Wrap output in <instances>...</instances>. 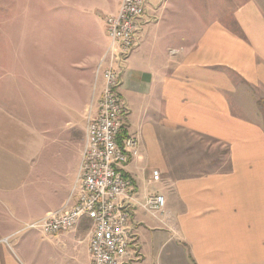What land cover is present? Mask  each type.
Here are the masks:
<instances>
[{"label": "crops", "instance_id": "1", "mask_svg": "<svg viewBox=\"0 0 264 264\" xmlns=\"http://www.w3.org/2000/svg\"><path fill=\"white\" fill-rule=\"evenodd\" d=\"M193 14L188 0H152L121 73L120 140L139 142L123 170L135 186L137 264H264V7H240L236 29L200 14L194 30ZM105 22L57 29L56 59L26 50L23 61L0 60V264H92L91 221L56 236L28 226L78 202L85 114L103 95ZM158 195L164 214L144 208Z\"/></svg>", "mask_w": 264, "mask_h": 264}, {"label": "built area", "instance_id": "2", "mask_svg": "<svg viewBox=\"0 0 264 264\" xmlns=\"http://www.w3.org/2000/svg\"><path fill=\"white\" fill-rule=\"evenodd\" d=\"M151 4L152 0H122L118 11L107 16L109 44L96 70L97 76L104 79L103 95L97 113L90 112L87 118L85 145L72 192L78 202L28 226L46 236H56L72 230L83 219L91 221L92 264H137L142 258L131 225L135 186L123 173L126 164L137 157L139 142L133 137L120 140L128 115L120 94V79L150 20ZM144 208L164 214L165 199L150 196Z\"/></svg>", "mask_w": 264, "mask_h": 264}, {"label": "rangeland", "instance_id": "3", "mask_svg": "<svg viewBox=\"0 0 264 264\" xmlns=\"http://www.w3.org/2000/svg\"><path fill=\"white\" fill-rule=\"evenodd\" d=\"M117 0H0V60H24L26 50L33 58L43 53L49 60L58 58L56 31L60 28L82 30L100 27ZM193 7V28L200 27L197 15H202L210 26L219 23L226 29L238 28L235 12L251 0H188ZM263 4L264 0H258ZM78 13L84 14V18ZM99 18L100 22L94 21ZM48 31V33L46 32ZM66 41V40H64ZM71 53L63 51L66 61ZM51 70V67H50ZM0 79V86L4 81ZM84 102V98L81 97ZM90 112L85 114L88 118ZM84 115L76 118L81 122Z\"/></svg>", "mask_w": 264, "mask_h": 264}]
</instances>
